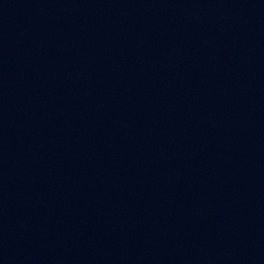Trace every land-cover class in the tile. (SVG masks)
<instances>
[{"label": "water", "instance_id": "obj_1", "mask_svg": "<svg viewBox=\"0 0 264 264\" xmlns=\"http://www.w3.org/2000/svg\"><path fill=\"white\" fill-rule=\"evenodd\" d=\"M0 264H264V0H0Z\"/></svg>", "mask_w": 264, "mask_h": 264}]
</instances>
